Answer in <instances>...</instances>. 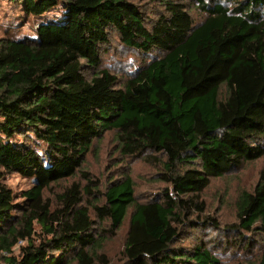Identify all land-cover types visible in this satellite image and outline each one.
<instances>
[{
	"label": "trees",
	"instance_id": "16d2710c",
	"mask_svg": "<svg viewBox=\"0 0 264 264\" xmlns=\"http://www.w3.org/2000/svg\"><path fill=\"white\" fill-rule=\"evenodd\" d=\"M0 11V264H112L105 245L123 226L124 264H222L228 250L249 256L231 264H264V245L243 241L264 238V171L236 190L224 227L203 198L264 158V0H0ZM111 46L140 64L109 70ZM107 135L125 168L105 178L88 158ZM130 160L152 168L150 197L136 198ZM13 174L29 186L14 191Z\"/></svg>",
	"mask_w": 264,
	"mask_h": 264
},
{
	"label": "rangeland",
	"instance_id": "374dc122",
	"mask_svg": "<svg viewBox=\"0 0 264 264\" xmlns=\"http://www.w3.org/2000/svg\"><path fill=\"white\" fill-rule=\"evenodd\" d=\"M143 7L148 10L146 4L143 5ZM4 12L6 16L13 14L11 11ZM1 13L2 11H0V26L8 27L9 24L5 22V16ZM34 25L35 27L37 26L36 24ZM34 25L31 27L34 28ZM31 27L29 24H24L22 30L25 32H30V30H32ZM111 47L112 48H110L108 53L103 56L105 66L109 70L115 71L116 64L130 65V63H133V66L140 64V56L138 57L130 55L129 53L119 49L117 46ZM130 58L132 60H130ZM115 145L116 144L114 143L113 138L107 135L100 142L98 155L94 154L88 158L90 159V170L95 176L103 174L106 178L108 177L107 174L117 175L118 172L124 171L125 167L120 164L119 157L114 149ZM126 170L130 171L136 183L135 196L137 199H145L154 194L153 191L157 188V184L150 181L149 175L153 172V170L149 165H147V163L141 161L133 162V160H130L128 162V167L126 166ZM261 171H264V158H261L251 164H247L242 169L232 170L228 172L222 179L212 180L210 187L204 192L203 198L207 206V212L214 217L219 218L221 227H224V224L227 222H232L235 220L233 204L236 190H238L240 187L247 188L253 185ZM7 183L11 188L14 189V191L26 189L29 186L28 182L15 174L7 178ZM59 188L60 187L53 185L52 192H50L48 195H52L54 192H57ZM203 230L205 231L204 237L213 242L220 241L221 237H224V241H226L227 246L229 243H231L229 241L232 240L230 238L232 236L226 234L222 236V233H219L223 232L222 230L219 232H214L212 229ZM125 231L126 228L123 226L122 229L117 232V235L109 239L105 245L104 250L112 264H124L122 255V242ZM188 233V236L181 239L185 248H188L192 243L195 242L193 240L198 237L197 235H199V230H190ZM246 240L250 241V246L246 250L247 252L264 245V238L262 240L260 237L254 238L252 236H247L243 241L245 242ZM229 251L230 250L219 253L222 264H231L235 259H240L241 257L246 259L249 257L245 252L244 254L239 253L237 256H234Z\"/></svg>",
	"mask_w": 264,
	"mask_h": 264
}]
</instances>
